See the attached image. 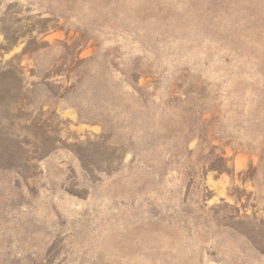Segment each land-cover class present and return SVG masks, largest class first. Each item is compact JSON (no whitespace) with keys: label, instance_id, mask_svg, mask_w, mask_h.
Segmentation results:
<instances>
[{"label":"rangeland","instance_id":"rangeland-1","mask_svg":"<svg viewBox=\"0 0 264 264\" xmlns=\"http://www.w3.org/2000/svg\"><path fill=\"white\" fill-rule=\"evenodd\" d=\"M0 264H264V0H0Z\"/></svg>","mask_w":264,"mask_h":264}]
</instances>
